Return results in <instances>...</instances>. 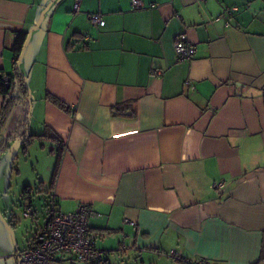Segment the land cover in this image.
I'll use <instances>...</instances> for the list:
<instances>
[{"label":"crops","instance_id":"crops-1","mask_svg":"<svg viewBox=\"0 0 264 264\" xmlns=\"http://www.w3.org/2000/svg\"><path fill=\"white\" fill-rule=\"evenodd\" d=\"M50 1L0 0V69L12 74L13 32L47 8L22 58L31 118L62 141L41 137L60 155L49 201L89 208L93 264H264V0ZM178 37L192 58L177 60ZM24 104L0 123V145ZM34 197L21 191L29 233L0 204V264H18L45 227Z\"/></svg>","mask_w":264,"mask_h":264},{"label":"rangeland","instance_id":"rangeland-1","mask_svg":"<svg viewBox=\"0 0 264 264\" xmlns=\"http://www.w3.org/2000/svg\"><path fill=\"white\" fill-rule=\"evenodd\" d=\"M54 2L55 0L51 4ZM20 70L24 73L26 72L25 63L22 62V59L20 61ZM27 86L29 87L28 83ZM35 96L36 94L32 95L30 91L31 111ZM24 105L26 107L21 113L19 121L16 122L14 129L10 132H7L5 128L1 130L3 138H6L8 133L11 139L8 141L5 150L0 154V204H11V209L16 211V215L18 214L21 224L20 229L23 234L25 230H28V233L30 232L32 219L21 214L22 209L19 206L21 191L28 185L31 187L33 196H35L33 201L36 217L40 223L44 222L48 217L51 180L56 158L54 151L51 150L52 142L48 139L36 136L32 138L22 137L26 132L37 135L39 134L37 132H43L44 129L42 127L36 128L31 114L27 128V113L29 109L27 106L29 101L25 100Z\"/></svg>","mask_w":264,"mask_h":264},{"label":"built area","instance_id":"built-area-1","mask_svg":"<svg viewBox=\"0 0 264 264\" xmlns=\"http://www.w3.org/2000/svg\"><path fill=\"white\" fill-rule=\"evenodd\" d=\"M131 4L134 8L144 6L142 0H131ZM78 6L75 3L73 9L77 11ZM90 20L93 24H104V19L98 13H92ZM174 48L178 61L192 58L195 52L192 44L179 37ZM4 78L7 80L6 76ZM220 185V182L214 183L215 187ZM29 213L30 209H27L24 215ZM90 215L91 211L86 205H80L74 211L61 212L51 202L45 227L38 231L32 244L18 253V264H51L59 254L70 255L90 264L97 262L103 252L96 246L97 235L90 228ZM168 255L176 256V253L170 250ZM196 264H207V261L198 259Z\"/></svg>","mask_w":264,"mask_h":264},{"label":"trees","instance_id":"trees-1","mask_svg":"<svg viewBox=\"0 0 264 264\" xmlns=\"http://www.w3.org/2000/svg\"><path fill=\"white\" fill-rule=\"evenodd\" d=\"M27 31L26 30H16L13 32V45H12L11 50H12V54L14 58V68H13L12 74L6 75L2 71V69H0V94L3 95V102H2V106L0 110V123L2 124L6 121L13 105L15 104L16 101H18V99H23V100L28 101L30 97V89L26 83V74L20 71V69H17L15 66V62L18 59V56L21 52V48L25 40V37L27 35ZM4 76L7 77V80L4 78ZM47 97L48 99H50L52 103H54L60 109L66 112L70 111V108L66 104H64L62 101H60L58 98L51 96L49 94H47ZM33 136L51 138L54 141H56L58 144L60 145L62 144L61 143L62 141H60V138L54 132L50 131L49 129H45V131L39 135L27 133L24 137L32 138ZM10 139L11 138H9L8 140ZM5 143L6 141L0 145V150L3 148ZM59 157L60 155L57 156L55 166L53 169L51 187L54 183V178H55L57 169L59 167ZM28 190H30V187L26 186L24 188V191H28ZM51 202H53V204L58 208L56 201L52 200V201H49L48 210H49Z\"/></svg>","mask_w":264,"mask_h":264},{"label":"water","instance_id":"water-1","mask_svg":"<svg viewBox=\"0 0 264 264\" xmlns=\"http://www.w3.org/2000/svg\"><path fill=\"white\" fill-rule=\"evenodd\" d=\"M52 1H53V0H51L49 4H51ZM46 9H47V8H44V9L41 11V13H40V15H39V18H38L37 22H36V23H35V24H34V25H33V26L27 31V35H26L25 40H24V42H23V45H22V48H21V52H20V54H19V56H18V59H17L16 62H15V66H16L17 69H20V61H21V59H22V57H23V54H24L25 48H26V46H27V44H28V41H29L30 36H31V34H32V31L35 30L36 28H38V26H39L40 23L42 22V20H43V18H44V14H45ZM20 71H21V70H20ZM28 101H29V107H28L29 109H28V113H27V125H26L27 127H28V123H29V120H30V114H31L30 97H29ZM26 134H27V132H26ZM26 134H25V135H26ZM25 135H24V136H25ZM24 136H22V137L24 138ZM7 145H8V142H6L5 145L3 146V148L0 150V154H1L2 151L5 150V148L7 147Z\"/></svg>","mask_w":264,"mask_h":264}]
</instances>
